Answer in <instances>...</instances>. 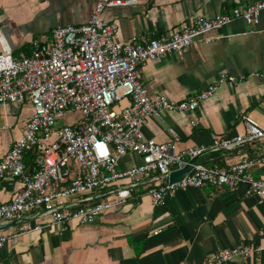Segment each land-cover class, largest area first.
Listing matches in <instances>:
<instances>
[{
    "label": "crops",
    "instance_id": "1",
    "mask_svg": "<svg viewBox=\"0 0 264 264\" xmlns=\"http://www.w3.org/2000/svg\"><path fill=\"white\" fill-rule=\"evenodd\" d=\"M101 0H0V53L2 41L14 51L30 54L32 43H47L57 26L90 21ZM257 0H138L131 6L107 8L105 21L117 23L123 43L141 41L188 26L197 16L207 18L236 5ZM212 43L195 42L182 56L168 54L144 67L143 83L151 95L183 100L216 84L222 74L245 75L244 83L223 84L192 115L162 112L143 126L147 139L174 141L178 149L204 145L196 160L208 167L228 168L251 162L249 174L264 179V140L234 149H216L213 137L245 135L244 116L264 126V11L256 26L237 20L212 33ZM32 108L29 104L0 105V161L21 137ZM195 121V125L192 122ZM29 168L32 155L25 157ZM142 163L136 154L120 160L127 170ZM139 182V199L111 210L89 225L48 224L41 231L23 233L0 248V264H202L211 254L247 245L253 253L227 264H264V199L239 189L204 186L178 190L154 207ZM156 180L155 183H160ZM20 179L0 182V204L21 190ZM46 217L25 218L0 225V236L19 232L24 224L46 223ZM154 231H160L154 234Z\"/></svg>",
    "mask_w": 264,
    "mask_h": 264
},
{
    "label": "built area",
    "instance_id": "2",
    "mask_svg": "<svg viewBox=\"0 0 264 264\" xmlns=\"http://www.w3.org/2000/svg\"><path fill=\"white\" fill-rule=\"evenodd\" d=\"M138 0H101L86 24L57 26L47 43L34 41L30 54L15 55L2 41L0 53V105L29 104L32 113L21 137L0 161V182L6 177L22 182L21 190L0 204V225L25 218L46 217V223L24 224L19 232L0 236V248L23 233L41 231L48 224L89 225L102 214L139 199V182L154 207L164 204L168 194L211 186L239 189L245 195L264 199V179L249 174L251 162L228 168L193 163L179 182L164 179L184 168L191 159L208 150L201 145L178 149L174 141L147 139L143 126L162 112L192 115L223 84L240 85L246 76L222 74L209 88L173 101L164 94L151 95L143 83L144 67L168 54L182 56L195 42L212 43V33L242 20L256 26L264 11V0L236 5L214 17H195L180 30L141 41L135 36L123 43L119 27L107 22V8L131 6ZM256 76L264 79L263 74ZM80 111L84 119L75 125L57 126L64 114ZM245 135L232 139L213 137L216 149H234L264 140V126L244 116ZM195 125V121L192 122ZM136 154L142 163L127 170L120 160ZM32 155L29 168L25 157ZM264 164V158L256 161ZM155 183L156 180H161ZM160 231H154L158 234ZM253 253L238 245L209 255L202 264H227Z\"/></svg>",
    "mask_w": 264,
    "mask_h": 264
},
{
    "label": "water",
    "instance_id": "3",
    "mask_svg": "<svg viewBox=\"0 0 264 264\" xmlns=\"http://www.w3.org/2000/svg\"><path fill=\"white\" fill-rule=\"evenodd\" d=\"M199 158L196 157L194 159H191L189 163L182 169L173 171L167 178L164 180L168 183H175L182 180L192 169H193V163L196 162V160Z\"/></svg>",
    "mask_w": 264,
    "mask_h": 264
},
{
    "label": "rangeland",
    "instance_id": "4",
    "mask_svg": "<svg viewBox=\"0 0 264 264\" xmlns=\"http://www.w3.org/2000/svg\"><path fill=\"white\" fill-rule=\"evenodd\" d=\"M83 119V114L80 111H72L64 114V116L57 122V126L62 127L64 125H75Z\"/></svg>",
    "mask_w": 264,
    "mask_h": 264
},
{
    "label": "trees",
    "instance_id": "5",
    "mask_svg": "<svg viewBox=\"0 0 264 264\" xmlns=\"http://www.w3.org/2000/svg\"><path fill=\"white\" fill-rule=\"evenodd\" d=\"M33 158V157H32Z\"/></svg>",
    "mask_w": 264,
    "mask_h": 264
}]
</instances>
